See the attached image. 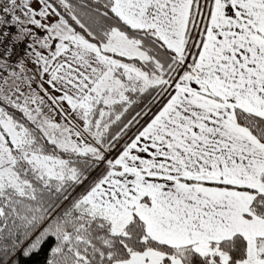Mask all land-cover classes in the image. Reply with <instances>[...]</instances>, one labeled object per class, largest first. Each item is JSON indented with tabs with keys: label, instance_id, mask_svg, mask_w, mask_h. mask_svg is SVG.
Returning a JSON list of instances; mask_svg holds the SVG:
<instances>
[{
	"label": "snow or ice",
	"instance_id": "1",
	"mask_svg": "<svg viewBox=\"0 0 264 264\" xmlns=\"http://www.w3.org/2000/svg\"><path fill=\"white\" fill-rule=\"evenodd\" d=\"M0 264H264V0H0Z\"/></svg>",
	"mask_w": 264,
	"mask_h": 264
}]
</instances>
